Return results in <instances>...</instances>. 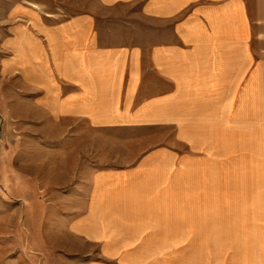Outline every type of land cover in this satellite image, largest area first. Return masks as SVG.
I'll return each instance as SVG.
<instances>
[{"label": "crops", "instance_id": "0c3cea01", "mask_svg": "<svg viewBox=\"0 0 264 264\" xmlns=\"http://www.w3.org/2000/svg\"><path fill=\"white\" fill-rule=\"evenodd\" d=\"M81 4L7 41L87 182L59 232L85 264H264V0Z\"/></svg>", "mask_w": 264, "mask_h": 264}, {"label": "rangeland", "instance_id": "374dc122", "mask_svg": "<svg viewBox=\"0 0 264 264\" xmlns=\"http://www.w3.org/2000/svg\"><path fill=\"white\" fill-rule=\"evenodd\" d=\"M82 1L0 0V264L87 262L83 246L62 236L57 227L58 220L62 223L82 209L79 203L87 186L82 167L69 170L68 159L58 157L65 128L44 118L30 102L34 93L5 69L13 60L7 41L20 31L11 19L15 7L51 10L60 5L64 12L55 17L63 19L81 10ZM220 219H230L237 231L243 230L245 217Z\"/></svg>", "mask_w": 264, "mask_h": 264}]
</instances>
